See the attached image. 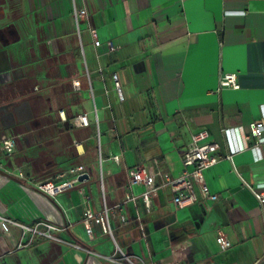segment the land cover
Returning <instances> with one entry per match:
<instances>
[{
	"label": "crops",
	"instance_id": "1",
	"mask_svg": "<svg viewBox=\"0 0 264 264\" xmlns=\"http://www.w3.org/2000/svg\"><path fill=\"white\" fill-rule=\"evenodd\" d=\"M74 9L85 10L78 23ZM221 73H236L239 89L219 90ZM82 114L88 127L76 123ZM252 122L264 126V0H0V135L16 138L5 159L12 174L0 171V216L51 224L64 242L36 238L17 250L20 230L0 221V264H105L114 245L96 226L86 236L80 190L97 212L102 195L109 207L122 201L135 167L159 183L177 178L201 130L218 145L220 161L204 173L217 199L197 192L175 211L162 188L148 213L126 207L115 241L144 264H264V205L243 184L264 190V144L254 153L245 141ZM78 166L87 181L55 197L35 189L72 179Z\"/></svg>",
	"mask_w": 264,
	"mask_h": 264
},
{
	"label": "built area",
	"instance_id": "2",
	"mask_svg": "<svg viewBox=\"0 0 264 264\" xmlns=\"http://www.w3.org/2000/svg\"><path fill=\"white\" fill-rule=\"evenodd\" d=\"M85 15V10L73 11V16L78 23V19ZM91 36L96 42V31L90 30ZM113 89L119 101L123 100L120 83L116 74L111 76ZM73 86L78 88L79 82L74 81ZM236 73H221L218 78V89L230 88L233 90L239 89ZM62 116L63 113H60ZM76 123L81 127H88L89 120L86 114L78 115ZM264 126L260 122H252L248 125V133L245 136L247 148L252 152H256L259 145L264 144L263 136ZM253 141L250 145L249 142ZM16 150V138L13 136L0 135V171L7 174H12L8 164L5 162L6 158L11 157ZM99 155L100 151L98 150ZM111 160L115 163L119 162V156H111ZM227 159L231 160L232 156L228 155ZM101 160V159H99ZM220 161L218 156V145L209 140V133L206 130H201L194 133L190 137V143L187 149L181 155L182 174L177 178H167L163 183H159L154 175H149L144 167H135L132 169L128 184L126 186V194L121 202L114 206H107L102 195V207L95 212L92 208L91 197L84 190H80L82 197V219L86 236L89 240L94 238L93 227H99L101 234L108 236L113 245L114 251L112 255L106 257L104 260L110 264H144V262L136 261L131 256L124 253L115 241V230L121 228L128 223L125 209L128 205L136 206L141 204L144 211L148 213L151 208V201L155 198L162 188H168L171 195V202L175 211L183 209L197 202V192L202 200L215 201L216 195L209 192L208 186L205 182L204 173L210 167L216 165ZM18 170V176L22 180H27L23 173ZM72 179L60 183H53L50 181L38 182L34 184L36 190L49 197H55L74 187L78 177L86 174L83 166L72 168L68 171ZM243 184L250 190L253 197L260 206L264 205V190H256L250 187L243 181ZM133 187H139L140 193L134 194ZM102 189V184H101ZM139 220V216L137 215ZM0 221L8 226H15L20 230L19 241L16 246L17 250L29 247L36 238H44L51 241L62 242L55 235L58 228L45 222H37L33 225H22L10 219L0 216ZM215 242L221 252L227 251L231 248V243L227 238L218 232ZM68 246L89 253L84 247L75 243L65 242ZM118 255H120L118 257Z\"/></svg>",
	"mask_w": 264,
	"mask_h": 264
},
{
	"label": "water",
	"instance_id": "3",
	"mask_svg": "<svg viewBox=\"0 0 264 264\" xmlns=\"http://www.w3.org/2000/svg\"><path fill=\"white\" fill-rule=\"evenodd\" d=\"M133 70L135 73H140V72H143L144 71V63L143 62H140V63H137L133 66ZM89 179V176L87 174H83L81 176L78 177L77 181L79 183H82L84 181H87ZM120 255H118L119 257Z\"/></svg>",
	"mask_w": 264,
	"mask_h": 264
},
{
	"label": "rangeland",
	"instance_id": "4",
	"mask_svg": "<svg viewBox=\"0 0 264 264\" xmlns=\"http://www.w3.org/2000/svg\"><path fill=\"white\" fill-rule=\"evenodd\" d=\"M29 247L31 248L32 246H29ZM25 249L27 250V248H25ZM24 254H25V252H21L20 255H18V258L20 260H22V257L24 256ZM2 264H16V263H15L14 259H9V261H8V258L7 259L4 258V260H2Z\"/></svg>",
	"mask_w": 264,
	"mask_h": 264
},
{
	"label": "trees",
	"instance_id": "5",
	"mask_svg": "<svg viewBox=\"0 0 264 264\" xmlns=\"http://www.w3.org/2000/svg\"><path fill=\"white\" fill-rule=\"evenodd\" d=\"M170 233H171V238H173V236H174L175 232H173V231H170ZM103 262H104L105 264H110L108 261H105V260H103Z\"/></svg>",
	"mask_w": 264,
	"mask_h": 264
}]
</instances>
